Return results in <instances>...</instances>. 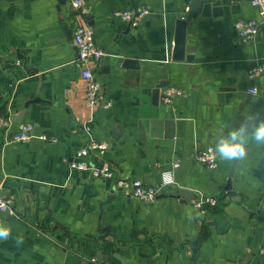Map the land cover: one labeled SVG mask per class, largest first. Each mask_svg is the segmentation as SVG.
I'll list each match as a JSON object with an SVG mask.
<instances>
[{
  "label": "crops",
  "instance_id": "1",
  "mask_svg": "<svg viewBox=\"0 0 264 264\" xmlns=\"http://www.w3.org/2000/svg\"><path fill=\"white\" fill-rule=\"evenodd\" d=\"M73 1L0 0V109L10 119L40 98L21 123L10 119L12 131L34 123L38 133L57 139L4 144L0 138V196L16 212L0 221L9 230L0 240V264H123L118 257L128 264H264V139L253 138L230 190L235 158L220 154L225 142L247 138L229 129L233 102L254 87L255 96L264 93V74L248 77L264 59V21L249 43L235 28L260 19L257 8L249 0H207L188 21L192 60L175 61L176 22L191 0H85L87 15ZM138 6L151 10L138 27L115 16ZM81 25L92 27L106 50L92 69L110 108L86 105L74 43ZM127 59L133 69L124 66ZM162 83L185 94L165 105L162 88L155 103ZM93 141L108 146L89 160L109 163L112 180L65 162ZM209 146L218 152L215 169L195 159ZM137 180L171 183L143 202L132 195ZM179 188L191 191V199L172 196ZM201 196L219 205L202 214L192 205Z\"/></svg>",
  "mask_w": 264,
  "mask_h": 264
},
{
  "label": "built area",
  "instance_id": "2",
  "mask_svg": "<svg viewBox=\"0 0 264 264\" xmlns=\"http://www.w3.org/2000/svg\"><path fill=\"white\" fill-rule=\"evenodd\" d=\"M251 4L257 8L260 19L241 20L236 23V30L243 43L255 41L261 25L264 21V0H249ZM72 6L81 10V13L87 15L90 12V7L85 0H74ZM151 14V10L147 6L133 7L123 11H117L115 16L128 23L131 27H138L144 20ZM74 43L78 51V61L81 71V77L87 84V99L86 105L91 110L97 108H110L112 101L103 95V87L95 76L93 71V64H98L107 55L106 50L99 47L95 39V31L92 27L81 25L79 26L74 35ZM264 74V59L257 60L249 69L248 77L254 80L260 75ZM253 95L258 94L256 87L249 89ZM185 91L175 87L168 86L162 91V102L165 105H170L175 97L183 96ZM12 122L9 115L4 116L0 113V138L3 139L4 144H14L27 142L38 137L44 141L56 142L55 137H50L46 133H38L37 125L34 123H22L19 129L12 131ZM88 132L89 129L85 127ZM107 143L91 142L86 146L81 147L77 151V159L65 161L68 167L75 171L88 172L91 177L96 179L112 180L115 177V172L109 163L101 165L91 164L89 157L94 151L99 150L104 152L107 149ZM196 161L200 164L207 166L210 169H215L218 162V152L215 146H209L201 149L196 153ZM179 164H175L178 167ZM169 172H164L166 176ZM171 181H165L160 187L146 185L143 181H134L132 187V195L143 202H152L156 199L163 185L170 184ZM219 199L216 197H197L192 200V205L198 209L202 214H206L209 208L217 207ZM6 213L16 215L10 201L0 196V221ZM92 263L96 260L92 259Z\"/></svg>",
  "mask_w": 264,
  "mask_h": 264
},
{
  "label": "water",
  "instance_id": "3",
  "mask_svg": "<svg viewBox=\"0 0 264 264\" xmlns=\"http://www.w3.org/2000/svg\"><path fill=\"white\" fill-rule=\"evenodd\" d=\"M207 0H191L189 8L187 11L180 15L176 22L175 27V42H174V49L172 52V59L175 61H191L192 56L187 55L188 51H191V46L187 44V28H188V21L191 19L194 15L199 13L202 9V6L204 2ZM131 26L129 25V28ZM133 62L132 60H126L124 62L125 67H129L130 69H133ZM137 68V66H136ZM165 87V83L160 84L157 86L155 90L154 95V102L156 103L159 98V92L162 88ZM40 98L33 99L31 101H28L25 104V108L18 113H15L11 115L10 119L14 123H21L23 121V117L25 113L27 112V108L31 103H38L42 102ZM233 113L231 116V125L229 127L230 131H232L233 128L240 129L241 131L245 132L247 134L246 141H244L242 144L244 145L245 152L249 149V145L251 141L253 140L256 130L260 127L262 123H264V93L262 95L255 96L253 94H248L245 99L242 100H235L233 102ZM243 122V125L241 123ZM174 134V133H173ZM172 134V135H173ZM171 135V136H172ZM228 136V135H226ZM244 154L238 155L233 160L230 172H229V179L226 185V189L230 190L232 188V180L235 175L236 169L243 158ZM180 194L185 197V200H190L191 197H189V194H192L191 191L187 189H181L179 188L175 194L172 196L178 197ZM177 195V196H176ZM110 199V198H109ZM118 259L123 264H128L122 257H118Z\"/></svg>",
  "mask_w": 264,
  "mask_h": 264
},
{
  "label": "clouds",
  "instance_id": "4",
  "mask_svg": "<svg viewBox=\"0 0 264 264\" xmlns=\"http://www.w3.org/2000/svg\"><path fill=\"white\" fill-rule=\"evenodd\" d=\"M243 125V122L241 123ZM233 138L235 137L236 133H233ZM255 140L259 141L264 139V123L260 125V127L256 130L255 133ZM220 154L223 158L227 159L228 161H232L238 155L245 154V148L242 143L232 144L225 142L220 148ZM9 236V230L6 227L0 226V240L7 239ZM23 242L22 237L17 239V244Z\"/></svg>",
  "mask_w": 264,
  "mask_h": 264
},
{
  "label": "trees",
  "instance_id": "5",
  "mask_svg": "<svg viewBox=\"0 0 264 264\" xmlns=\"http://www.w3.org/2000/svg\"><path fill=\"white\" fill-rule=\"evenodd\" d=\"M0 113L3 114L4 116L7 115V113H6L5 110H3V109H0Z\"/></svg>",
  "mask_w": 264,
  "mask_h": 264
}]
</instances>
